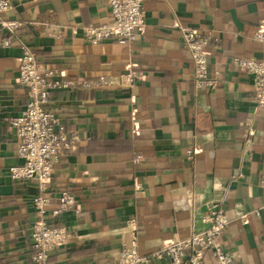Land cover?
<instances>
[{"label": "crops", "instance_id": "obj_1", "mask_svg": "<svg viewBox=\"0 0 264 264\" xmlns=\"http://www.w3.org/2000/svg\"><path fill=\"white\" fill-rule=\"evenodd\" d=\"M10 1L0 26H19L0 30V264H38L30 233L42 192L36 180L8 174L23 161L10 125L29 101L19 81L22 45L73 83L52 90L47 109L67 136H81L55 164L46 191L54 207L70 190L81 210L48 214L72 238L47 264H116L133 232L140 253H154L205 230L214 203L231 218L222 244L235 262L264 264V214L241 219L264 205V109L253 102L251 77L234 65L237 56L264 60L254 39L264 27V0H145L146 25L133 41L99 45L86 40L85 27L112 23L110 0ZM178 25L216 31L207 47L215 90L195 89ZM130 72L135 85H91ZM205 263L216 264L211 254Z\"/></svg>", "mask_w": 264, "mask_h": 264}, {"label": "built area", "instance_id": "obj_2", "mask_svg": "<svg viewBox=\"0 0 264 264\" xmlns=\"http://www.w3.org/2000/svg\"><path fill=\"white\" fill-rule=\"evenodd\" d=\"M36 1V0H34ZM145 0H110L113 21L109 24L85 27L86 40L92 45L118 40L120 43L133 41L136 34L146 25L147 13ZM13 9L10 0H0V13ZM18 22H2L0 30L12 33L18 28ZM183 43L190 52L193 61V77L195 89L201 91L215 90L218 86L216 79L209 76L207 47L216 38L214 30H198L191 26L178 25ZM254 39L264 45V27L254 34ZM10 45V39L3 43ZM20 58L19 81L29 90V101L19 116L11 120V129L16 136V147L22 163L9 169V177L14 181L36 180L39 183L41 195L34 199V207L40 219L31 229L33 248L37 251L34 261L47 264L49 254L57 247L68 246L72 234L67 227L51 226L48 214L60 217L64 212L73 211L80 214L78 200L70 190H62L58 195V203L52 207V199L46 191L54 172L55 164L69 152L77 149L81 136L74 132L69 137L60 118L47 109L49 95L55 89H67L73 83L62 81L55 77V72L48 69L37 60L33 48L22 45ZM235 68L252 79L253 102L264 109V60L249 57H236ZM137 78L130 72L117 79L100 76L91 85L96 88L135 85ZM196 150H187L192 158ZM241 176V175H239ZM264 214V205L257 207L242 220ZM207 226L203 231H194L189 237L176 239L166 244L156 252L143 255L140 253L137 235L129 242L122 243L116 264H150L152 261L168 259L170 264H206L207 254H211L216 264H237L234 256L225 249L222 237L227 232L231 218L220 203H214L210 214L206 217Z\"/></svg>", "mask_w": 264, "mask_h": 264}, {"label": "trees", "instance_id": "obj_3", "mask_svg": "<svg viewBox=\"0 0 264 264\" xmlns=\"http://www.w3.org/2000/svg\"><path fill=\"white\" fill-rule=\"evenodd\" d=\"M49 224H50V223H49ZM50 225H51V224H50ZM51 226H53V225H51ZM57 248H62V247H57ZM55 249H56V248H55ZM52 252H53V251H52ZM52 252H51V253H52ZM51 253L49 254V257H50V255H51ZM48 260H49V259H48ZM47 262H48V261H47Z\"/></svg>", "mask_w": 264, "mask_h": 264}]
</instances>
